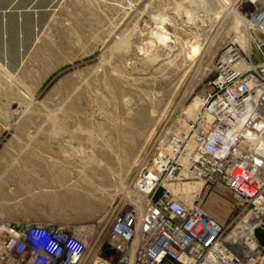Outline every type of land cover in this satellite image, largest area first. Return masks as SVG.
Instances as JSON below:
<instances>
[{"label":"rangeland","instance_id":"rangeland-1","mask_svg":"<svg viewBox=\"0 0 264 264\" xmlns=\"http://www.w3.org/2000/svg\"><path fill=\"white\" fill-rule=\"evenodd\" d=\"M236 1L56 0L21 30L12 18L0 47V221L87 225L106 239L118 213L141 215L136 178L188 130L218 57L237 42L264 61ZM190 188L227 235L242 234L250 217L225 186Z\"/></svg>","mask_w":264,"mask_h":264},{"label":"built area","instance_id":"built-area-1","mask_svg":"<svg viewBox=\"0 0 264 264\" xmlns=\"http://www.w3.org/2000/svg\"><path fill=\"white\" fill-rule=\"evenodd\" d=\"M242 3L264 57V0ZM193 181L233 194L250 217L240 236L188 203ZM134 188L144 212L118 213L106 239L87 225L0 221V264H248L240 242L254 243L264 219V61L237 42L219 56L188 130L160 149Z\"/></svg>","mask_w":264,"mask_h":264},{"label":"water","instance_id":"water-1","mask_svg":"<svg viewBox=\"0 0 264 264\" xmlns=\"http://www.w3.org/2000/svg\"><path fill=\"white\" fill-rule=\"evenodd\" d=\"M3 1L6 0H0V22L2 28L0 30V47L3 52L8 50L10 47L9 41L11 34L9 32L10 27L8 26V23L12 18L16 19V23L18 24L17 27L21 30L26 23L25 20L34 17V12H39L41 9L52 7L56 3V0H9L10 4L8 6H1V2ZM34 39L35 32L33 33L31 42ZM19 53L24 54V50H20Z\"/></svg>","mask_w":264,"mask_h":264},{"label":"crops","instance_id":"crops-1","mask_svg":"<svg viewBox=\"0 0 264 264\" xmlns=\"http://www.w3.org/2000/svg\"><path fill=\"white\" fill-rule=\"evenodd\" d=\"M254 243L251 245L241 240L240 246L245 250L248 264H264V219L256 225L253 233Z\"/></svg>","mask_w":264,"mask_h":264},{"label":"bare ground","instance_id":"bare-ground-1","mask_svg":"<svg viewBox=\"0 0 264 264\" xmlns=\"http://www.w3.org/2000/svg\"><path fill=\"white\" fill-rule=\"evenodd\" d=\"M223 1V0H222ZM240 0H237L236 1V3H238ZM225 2V1H224ZM233 5L234 4H227L226 6H225V8H231V7H233ZM241 23H244V25L247 27V29H249V22H247L243 17H239V18H237V20H236V24H237V26H240L241 25ZM239 41L241 42V45L244 47V49L247 51V52H249V50H250V39H251V37H250V39L248 38V36H246L245 34H239ZM250 53V52H249ZM248 53V54H249ZM185 198H186V200L188 201V203H191L192 202V199H193V196H192V191H191V188L190 187H188L186 190H185ZM249 245H251V243L249 244Z\"/></svg>","mask_w":264,"mask_h":264}]
</instances>
